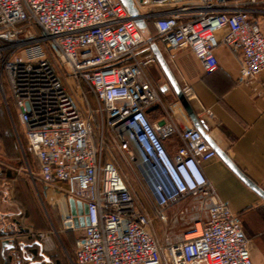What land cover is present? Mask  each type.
Returning a JSON list of instances; mask_svg holds the SVG:
<instances>
[{
  "label": "built area",
  "instance_id": "obj_1",
  "mask_svg": "<svg viewBox=\"0 0 264 264\" xmlns=\"http://www.w3.org/2000/svg\"><path fill=\"white\" fill-rule=\"evenodd\" d=\"M132 2L136 17L119 0H0V95L36 161L30 177L87 207L71 264H253L241 223L204 175L215 150L171 116L149 121L146 109L159 98L144 70L155 57L138 53L151 45L187 48L210 75L216 49L234 47L237 82L252 81L264 71V32L248 7L264 1ZM182 93L194 98L186 84ZM176 136L180 145L170 154L166 143ZM186 213L190 232L176 241L166 230L159 235L157 224ZM73 220L63 216L64 230H76ZM33 236L52 249L48 233Z\"/></svg>",
  "mask_w": 264,
  "mask_h": 264
},
{
  "label": "crops",
  "instance_id": "obj_2",
  "mask_svg": "<svg viewBox=\"0 0 264 264\" xmlns=\"http://www.w3.org/2000/svg\"><path fill=\"white\" fill-rule=\"evenodd\" d=\"M248 10L250 20L258 23L264 32V4L249 6ZM141 28L145 36L154 34L149 24L142 25ZM149 54L154 55L155 62L145 68V77L155 87L159 98L158 102L146 109L149 121L157 124L171 116L182 126L195 127V122L186 111L183 101L189 105L196 122L200 124L212 145L208 143L222 153V156L216 154V158L203 164L204 175L217 197L228 204L241 223L249 240L253 264H264V198L235 172V170L240 172L264 194V71L254 80L239 84L237 79L241 53L234 47L220 46L216 49L218 67L210 75L204 73L201 64L187 48L176 49L171 53L163 47L151 45L141 49L138 58ZM184 84L191 88L194 98L187 100L184 97L182 93ZM206 111L210 115L206 114ZM166 144L168 152L173 154L180 145V140L176 136ZM34 186L36 187L35 183ZM19 189V181L13 178L6 180L0 176V240H9L11 237L7 233H12L10 236L15 238L13 242H17L18 246L25 238L14 235L10 228L17 223L13 225L8 223L11 213L3 215L2 211L5 208L4 204L14 206L13 203H19L14 196L10 198L12 193ZM47 189L61 196L64 201L57 216L62 220L64 215L70 213L68 201L54 189ZM30 226L21 229L30 243L23 250L34 252L36 255L26 256L25 262L41 264L45 262L43 257L46 250L31 234L47 233V230H33ZM19 231L17 230V233H20ZM70 231L82 234V228ZM75 242L71 246V257L62 245V255L70 264L74 258ZM50 244L52 249L45 254L52 252L55 254L49 255L45 263L62 264L59 261L62 255L51 238ZM17 248L18 254L22 257L24 252L21 254L20 247ZM15 252L11 250L6 255L10 257L13 254L12 258L18 257Z\"/></svg>",
  "mask_w": 264,
  "mask_h": 264
},
{
  "label": "rangeland",
  "instance_id": "obj_3",
  "mask_svg": "<svg viewBox=\"0 0 264 264\" xmlns=\"http://www.w3.org/2000/svg\"><path fill=\"white\" fill-rule=\"evenodd\" d=\"M9 109L10 110L8 111L4 105L2 97L0 96V176L6 180L13 178L14 180L19 181L20 185V189L16 190L15 193H12V197H10L13 198L14 196V198L19 200V203H13L14 206L4 204L5 208L2 211L3 215L11 213L9 215L10 219L8 223L11 225L17 223L14 224V226H11V228L8 226V228L14 231L15 236L21 235L25 238L21 241L20 246H18L19 244L17 242H15V245L16 247H20V249H24L27 244H30L29 238L26 237V234H24L21 229L24 228V226L29 227L31 225L33 230H47L52 241L57 244L59 253L62 255L61 250L63 249V245L71 257V246H73L81 233L78 231L72 232L70 230H64L62 220L57 217L60 207L64 205L62 197L52 190L44 188L38 182L35 183L36 187L34 186V181L30 179L29 176L30 173L33 175L37 173L36 161L28 149L20 125L18 124L17 117L15 116V111L11 105H9ZM108 133V130L104 131V136L106 138H108ZM113 154L116 158L117 156L115 155L117 154L115 152ZM118 162L123 174L133 186L135 192L141 197L142 192L133 172L121 159H118ZM24 179H26V181ZM4 200L5 202L7 201V199ZM11 201L12 199L9 202ZM188 202L189 201L179 205L178 210H181L188 204ZM174 211H176V209ZM186 217L187 213L184 214L177 223L168 222L166 224H157L156 229L159 235H162L163 231L166 230L167 232H170L169 241H176V239L184 233L190 232L191 224L189 225L186 221ZM16 229L20 230V233H17ZM7 234L8 236L13 235L12 233ZM34 234L35 233H32L31 235ZM16 250H18V248ZM48 252L46 251L45 253ZM45 253V256L43 257L45 260L43 261L47 263V257L49 255H54L55 253ZM18 255V257L14 256L12 258V254V256L9 257L10 264H31L25 262L27 260L25 258L26 256L21 257L20 254ZM61 257L59 258V261L62 264H70L63 255ZM45 262H42L41 264H46Z\"/></svg>",
  "mask_w": 264,
  "mask_h": 264
},
{
  "label": "water",
  "instance_id": "obj_4",
  "mask_svg": "<svg viewBox=\"0 0 264 264\" xmlns=\"http://www.w3.org/2000/svg\"><path fill=\"white\" fill-rule=\"evenodd\" d=\"M120 3L126 8L128 13L130 14L131 17H136L138 15L137 9L134 7V4L132 0H119ZM139 27H142L141 23H137ZM183 105L188 112L189 116L191 119L195 122V127L201 132L203 137L210 143V140L204 133L203 129L201 128L200 124L196 122V119L194 117V114L189 107V105L183 101ZM212 145V143H210ZM214 150L217 155L222 156L221 151H219L216 147H214ZM235 172L245 181L246 184H248L252 189H254L256 192L259 193L260 196L264 198V194L261 193L258 188L253 185L248 179H246L243 175L240 174V172L236 171ZM69 209H70V214L71 216L74 217L73 220V225L74 228H83L85 225L88 224L87 218H84V215L87 212V207L85 204L81 203H74L72 200L68 201ZM16 245L13 241L10 242V240H5L1 239L0 240V264H9V256L6 255L7 252L13 250L15 252L16 250Z\"/></svg>",
  "mask_w": 264,
  "mask_h": 264
},
{
  "label": "trees",
  "instance_id": "obj_5",
  "mask_svg": "<svg viewBox=\"0 0 264 264\" xmlns=\"http://www.w3.org/2000/svg\"><path fill=\"white\" fill-rule=\"evenodd\" d=\"M24 252V253H23ZM20 253L23 255L22 257H24V256H30V255H33V256H35L36 254H34V252H29V251H27V250H23V249H20ZM32 253V254H31Z\"/></svg>",
  "mask_w": 264,
  "mask_h": 264
},
{
  "label": "bare ground",
  "instance_id": "obj_6",
  "mask_svg": "<svg viewBox=\"0 0 264 264\" xmlns=\"http://www.w3.org/2000/svg\"><path fill=\"white\" fill-rule=\"evenodd\" d=\"M194 235V234H193ZM197 235V234H196Z\"/></svg>",
  "mask_w": 264,
  "mask_h": 264
},
{
  "label": "flooded vegetation",
  "instance_id": "obj_7",
  "mask_svg": "<svg viewBox=\"0 0 264 264\" xmlns=\"http://www.w3.org/2000/svg\"><path fill=\"white\" fill-rule=\"evenodd\" d=\"M16 250V249H15ZM17 251V250H16Z\"/></svg>",
  "mask_w": 264,
  "mask_h": 264
}]
</instances>
